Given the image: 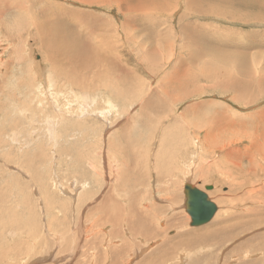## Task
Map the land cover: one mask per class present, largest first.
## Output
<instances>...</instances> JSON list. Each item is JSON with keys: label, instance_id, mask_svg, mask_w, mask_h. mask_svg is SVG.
Segmentation results:
<instances>
[{"label": "rangeland", "instance_id": "rangeland-1", "mask_svg": "<svg viewBox=\"0 0 264 264\" xmlns=\"http://www.w3.org/2000/svg\"><path fill=\"white\" fill-rule=\"evenodd\" d=\"M2 1L4 10H0V38L4 43L0 42V264H92L93 257L105 258V247L102 253L95 246L98 238L93 232L98 228L94 227L96 230L83 236L85 228L90 225H84L86 222H83L82 214L84 215L86 207H90L87 211L91 212L99 206L107 193H119V198L123 199L128 198L129 193H138V200L141 199L142 202L144 199V204L155 211L152 215L154 228L163 229L164 233L157 234V241L153 238H137L136 241L135 238L136 242L132 241L131 244L134 248L141 246L143 249L141 241L152 242L150 244L157 242V250L164 246L167 256H162L160 252L159 264H264L263 142L259 140L253 123L246 126L249 128L243 129L240 125H224L222 121L223 116L239 121L263 111L264 95L257 96L247 105L241 101H232V97L236 95L232 89L213 85L212 81L205 82L202 70L203 67H208L210 59L201 56L193 58L194 48L189 49L186 40L184 41L185 36L179 33L188 24L195 23L201 31L208 32L209 36H206L209 41L212 40L211 42L214 41L213 43L227 50L223 56L229 62V65H221L212 60V66L218 67L219 72L221 67L225 73L234 76L232 79L238 76V71L232 67L234 64L231 65V47L236 46L239 50L246 48L245 57H239L246 60L257 77L258 71H264L259 69L264 67V0H225L231 5H237L231 7L235 11L234 15H227L230 12L218 5L219 0L204 3L209 2L211 10L223 15L209 11L195 12L200 9L198 5L203 3L202 0H101L98 4L89 0H5L10 9ZM255 2L259 7L262 6L260 13L252 14L242 7L243 4L248 8L256 7ZM47 4L50 5L49 9ZM42 8L47 11L46 15L50 19L58 13L57 10L62 15V8L73 13L72 19L62 18L61 15L58 17L59 20L62 18L61 24L65 28L61 24L53 25L59 26L60 37H68L69 40L64 42L65 46L70 45L68 49L64 46L62 58L53 62L49 61L41 49L40 33L36 31V23L42 18ZM128 20L134 23L133 26L126 27ZM80 40L89 43L91 48H83ZM172 49L173 54L170 55ZM200 51H208L209 54L212 49L206 46L197 50ZM257 52H261V56ZM78 59L81 63H78ZM85 66L91 68L85 69ZM171 68L187 70L190 78L194 72L200 91L195 87L193 92L182 97L183 100L174 96L173 100L169 99V110L166 111L144 109L143 100L148 97L154 98L157 95L164 100L165 95L160 92L161 84L158 83L165 73H170ZM118 69L125 72L128 70V75L119 76ZM106 73H109V77L105 79ZM47 74L55 85L54 91L64 95L63 98L61 93L57 94V106L54 103L56 100H52L48 92L42 95L37 90L44 81L43 76ZM74 79H78L77 85L73 82ZM111 81H119L118 84L125 83L132 88L135 86L128 103L122 106L118 102L119 111L125 112L122 116L112 115L107 121L98 119L93 114L69 118L70 114H79L69 94L70 88L77 92L88 90L85 92L97 96L91 109L106 111L108 108L105 107V100L112 96L103 89L108 87L107 90L111 91L114 83ZM186 81L189 83L187 78ZM88 84L89 89L84 87ZM137 90L143 94L137 93ZM178 92L179 90L176 93ZM193 107L195 109L192 114ZM175 108L177 111L174 112ZM186 112H189L188 115ZM175 116L179 118L174 123L170 119ZM161 117L162 123L157 128L155 120H160ZM53 118L54 123L58 124L52 128L55 138H52L49 131L51 120L48 121ZM169 124L174 126L171 125L170 128ZM212 126L217 138H229L222 145L218 140H215L216 145L212 143L213 145L208 146L203 143V135ZM117 139L121 143H117ZM126 156L130 159H125ZM124 169L125 173L122 172ZM186 180L201 190L207 185L213 187L207 194L217 205V211L212 221L200 226L201 228L189 226L186 219L188 215L181 207ZM127 184L128 187L123 186ZM80 185L87 189L82 190L84 196L78 205L80 214L73 215L71 204L75 203L67 193H63L62 187L68 193L76 188L80 198L83 194ZM143 208L145 210V207L141 210ZM64 215L66 221L63 220ZM76 216L74 222L73 217ZM170 220L172 223H183L182 227L166 228ZM78 224H83L85 228ZM7 227L10 229H6ZM65 229L70 230L65 233ZM211 229L219 230L212 245H206L211 239L193 242L194 232L205 234L211 232ZM32 232L40 238L36 239ZM56 234L58 237H55ZM185 235L187 238L183 237ZM30 236H34L36 240ZM23 241H26L25 244ZM3 246L5 249L12 247L9 248L12 249L11 252L2 253ZM84 246L88 248L87 251ZM73 248L76 249L74 252ZM103 254L105 255L102 256ZM72 256L75 258L70 259ZM142 262L149 264L148 258ZM100 264H107V261Z\"/></svg>", "mask_w": 264, "mask_h": 264}, {"label": "bare ground", "instance_id": "bare-ground-1", "mask_svg": "<svg viewBox=\"0 0 264 264\" xmlns=\"http://www.w3.org/2000/svg\"><path fill=\"white\" fill-rule=\"evenodd\" d=\"M5 1V0H4ZM78 1V0H77ZM98 1V2H97ZM103 1V0H102ZM195 1V0H194ZM203 3L205 1H211V0H202ZM252 0H250L251 2ZM89 2L93 3H99L101 2V0H96V1H91L89 0ZM105 2V1H104ZM214 2V0H213ZM216 2V1H215ZM254 2V1H253ZM46 3V2H45ZM199 4L198 7L200 9L196 10L195 12H202V11H209V12H216L220 15H223V13H219L218 11H214V10H211V7L212 5L209 4V2L207 4ZM218 5H221V6H224L226 8V11H229L230 14H227V15H234L235 14V11L231 10V7H234L236 4H233L231 5L232 3H229V2H226L225 0H219L218 2ZM216 3V4H217ZM256 3V2H255ZM85 4V3H84ZM196 4V3H195ZM257 5V3H256ZM5 6L7 8H9V6L6 4V1H5ZM48 6V9H49V4H47ZM191 6V5H190ZM237 6V5H236ZM197 7V8H198ZM242 7L246 8L245 11H248L250 13H260L263 9L261 8L262 6H256V7H246V5H242ZM125 8V7H124ZM195 8V7H194ZM222 8V7H221ZM10 9V8H9ZM126 9V8H125ZM193 9V8H191ZM0 10H4V7H3V1L0 0ZM194 10V9H193ZM222 11V10H221ZM46 10L45 9H41V21L36 23V31L40 33L39 37H40V46H41V49H43V52L44 54H46V56H48V59L49 61H55V59H59L60 57L62 58V50L64 49V42L66 43V41H68V37L67 39H63L62 37L59 36V26H53L54 24L55 25H60L61 24V20L63 17L65 18H73V13L72 12H68L67 10L63 9L62 8V15H61V12L59 10H57L56 14L53 15V18H49L48 15H46ZM225 13V12H224ZM60 15L62 16L61 20L58 19V17H60ZM89 16V15H88ZM190 17V16H189ZM81 18V17H80ZM83 18V17H82ZM76 19V18H75ZM69 21V19H67ZM74 20V19H73ZM36 21V20H35ZM66 21V22H68ZM129 21V20H128ZM64 22V24L66 23ZM76 22V21H75ZM135 22V21H134ZM123 23V22H122ZM131 21L127 22V26L126 27H130L131 25L133 26L134 23H132ZM95 24V23H94ZM99 24V23H98ZM196 24V23H195ZM194 25H189L188 26H185L184 29H182L180 33H183V36L184 38V41L186 40V44L187 46L189 47H193L194 48V53H193V58L197 59L199 58V56L201 57H208L209 62L208 63V67H203V70L202 72L204 73V81L205 82H209V81H212L213 82V85L214 84H217V86H221L223 88H226V89H232L233 92L236 94L234 97H232V101H241L242 103L244 104H247L250 103L253 99H255L257 96H263L264 95V71H258L259 73V76H255L256 74H254L255 72H252L250 70V66L247 65V62L245 59H241L239 56H243L245 57V49L243 50V48H241V50L238 49V47L234 46L233 48L231 47V49L233 50L231 52V60L232 64H234V66H232L233 68L237 69L238 71V76L235 77V79H232L234 78V76H232L231 74H227L224 72V70L219 67L220 69V72L219 70H217L218 67L215 68V66H212L213 63H211V61H215V63H219L221 65L223 64H227L229 65V62H227V57L225 58L223 56L224 52H227V50H224L222 47H219L218 44H215L211 41L208 40L207 35L208 32L206 33L205 31H201V28L199 27H196ZM62 25V24H61ZM60 25V26H61ZM72 25V24H71ZM64 28L65 26L62 25ZM66 26H69L66 24ZM73 27V26H72ZM94 27V26H93ZM208 27V26H207ZM69 30L71 29L70 27H68ZM74 28V27H73ZM72 28V29H73ZM123 28H125V25H123ZM62 30H64L62 28ZM75 30V28H74ZM24 31V29H23ZM68 32V30L66 29L65 32ZM180 31V30H179ZM207 31V30H206ZM211 31V30H210ZM66 32V34H67ZM128 32V31H127ZM127 32L125 35H127ZM61 33V32H60ZM124 33V32H123ZM233 33V32H232ZM214 34V33H213ZM69 35L71 36V34L69 33ZM68 35V36H69ZM207 35V36H206ZM67 36V35H66ZM69 36V37H70ZM211 36V35H210ZM74 38V37H73ZM170 39V38H169ZM126 40V39H125ZM171 40V39H170ZM194 40L196 41V43H194ZM128 41V40H127ZM126 41V42H127ZM159 41V40H158ZM168 41V40H167ZM0 42L4 43L3 40L0 38ZM130 42V41H128ZM68 43V42H67ZM80 45L85 48L86 50L90 49L91 48V45L89 43H86L84 42L83 40H80L79 41ZM185 43V42H184ZM166 44V43H165ZM75 45V44H74ZM73 45V46H74ZM130 45V44H128ZM1 46V45H0ZM4 46H6V44H4ZM70 46V45H69ZM69 46H65L67 47L66 49H68ZM79 46V45H78ZM126 46V45H125ZM158 45H156L157 47ZM208 47L210 49H212V52H209V54L207 53L208 51H200V52H197V50L199 49H202L203 47ZM81 47V48H82ZM130 47V46H129ZM187 47V48H188ZM5 48V47H3ZM76 50L77 48L74 47ZM131 48V47H130ZM72 50V48H70ZM128 49V47H127ZM158 49V48H156ZM169 49V47H168ZM25 50V49H24ZM22 51V50H21ZM169 51V50H168ZM188 51V49H187ZM190 51V50H189ZM73 53L77 54L76 51H72ZM229 52V51H228ZM2 53V52H1ZM0 53V63L2 61V54ZM88 53V52H87ZM90 53V52H89ZM259 54V52H257ZM74 54V55H75ZM81 54V53H79ZM93 54V53H92ZM173 54V49H172V52L170 53V55ZM228 54V53H227ZM256 54V55H258ZM261 54V52H260ZM258 55V56H261V55ZM264 54V53H263ZM20 55V54H19ZM82 55V54H81ZM84 55V54H83ZM88 55H91V54H88ZM73 56V55H72ZM78 56V55H77ZM92 56V55H91ZM94 56V54H93ZM96 56V55H95ZM100 56V55H99ZM156 56V55H155ZM264 56V55H263ZM262 56V57H263ZM153 57V56H152ZM200 57V58H201ZM236 57V58H235ZM75 58V56H74ZM82 60L84 59L83 57L81 58ZM86 59V58H85ZM91 59V58H90ZM94 59V58H93ZM97 59V58H96ZM240 59V60H239ZM76 60V59H75ZM62 61V60H61ZM73 61V60H72ZM78 63H81V60L78 59ZM100 61H98V65L100 64L99 63ZM108 62V61H107ZM97 63V62H96ZM214 63V64H215ZM261 64V63H260ZM58 65V64H57ZM56 65V66H57ZM82 65V64H81ZM161 66V65H160ZM226 66V65H224ZM52 67V66H51ZM50 67V68H51ZM90 66H85L84 68L87 69L89 68ZM56 68V67H55ZM91 68V67H90ZM259 68V66H257V69ZM52 69V68H51ZM187 69V68H186ZM226 69V68H225ZM259 69H263L264 70V67H260ZM119 70V69H118ZM227 70V69H226ZM45 72V68L43 70ZM128 71V70H127ZM126 71V72H127ZM192 71V70H191ZM228 71H231L230 69ZM257 71V70H255ZM121 72V73H119ZM126 72L122 69H120L118 71V75L121 76V75H125ZM169 72V71H168ZM261 72V73H260ZM64 73V72H63ZM67 73V72H66ZM128 73V72H127ZM192 73V72H191ZM59 74H60V71H59ZM121 74V75H120ZM71 75V74H70ZM75 76H77L78 78V75L74 74ZM128 74H126L127 76ZM57 76V75H55ZM68 76V75H66ZM111 76V75H110ZM59 77V76H58ZM63 77V76H62ZM83 77V76H82ZM105 77H109V73H106V75L104 76ZM60 78V77H59ZM58 78V79H59ZM103 78V77H102ZM155 78V77H154ZM186 78L188 79L189 83L186 81ZM57 79V78H56ZM63 79V78H62ZM68 79V78H67ZM82 79V78H81ZM106 79V78H105ZM110 79V78H109ZM197 76L196 74L193 72L191 78L189 77V73L187 70H183V69H176V68H171V71L170 73H165L163 78H162V81L159 82L158 84L160 86V92L162 94L165 95V98L164 100L168 99L167 101H164L162 99H160V96H155V95H152L154 98H146L144 99V109H153L155 108L156 110H162V111H166V110H169V104H168V101L169 99L173 100L175 97L179 98V100H183L184 96H186L187 94L190 93V91H192V89H198L199 88V85H197ZM43 83H41L40 87L37 89L38 91H40L39 93L42 94V95H46V92H48L50 98L55 99L54 103H55V106H57V94L58 93H61V92H56L54 91V83L52 81V78L50 77V75L47 74V76H43ZM71 80V79H70ZM84 80V79H83ZM135 80V79H134ZM161 80V79H160ZM63 81V80H62ZM69 81V80H68ZM72 81V80H71ZM81 81V80H80ZM74 83H79L78 82V79L77 80H73ZM111 82H114L112 84L113 88L111 89V91H108L107 88H104V92L105 93H108L109 95L112 96V98H106L105 100V107H107L108 109L106 111H100V110H94V109H91L92 108V105L95 104V100H96V97L94 94H90L88 92H85V91H88V90H80L82 92H77L75 90H72V88H70V92L69 94L71 95L74 104L77 106V111H78V115H74V114H70L69 118H81L80 116H85V115H89L91 116L92 114L94 116H97L98 119H101L103 121H107L109 117H111L112 115L114 116H122L125 112L124 111H119L118 109V102L123 106L125 105V103H128L132 96H130V93L133 91V89L135 88H132V86H127V84H118L115 83V81H111ZM135 82V81H134ZM84 83V82H83ZM92 83V82H91ZM131 83V82H129ZM70 84V83H69ZM157 84V83H156ZM71 86L73 84H70ZM129 85V84H128ZM131 85V84H130ZM134 85V84H133ZM137 85V84H136ZM142 85V84H141ZM151 85V84H150ZM152 86V85H151ZM73 87V86H72ZM84 87H86L87 89L90 88V84L88 85H84ZM106 87V86H104ZM74 88V87H73ZM141 88V86L139 87V89ZM202 88V87H200ZM218 88V87H217ZM43 89V90H42ZM216 89V88H215ZM222 89V88H221ZM136 90V89H135ZM152 90V89H151ZM179 90L178 93H176L177 91ZM199 90V89H198ZM213 90V88H212ZM36 91V90H35ZM155 91V90H154ZM200 91V90H199ZM220 91V90H219ZM231 91V90H229ZM42 92V93H41ZM112 93H115L116 95H112ZM193 92V91H192ZM201 92H202V89H201ZM37 93V92H36ZM137 93L139 94H143V92L140 93V90H137ZM199 93V92H198ZM230 93V92H229ZM62 94V97L64 98V95L63 93ZM136 94V93H135ZM202 94V93H201ZM151 95V94H150ZM69 96V95H68ZM175 96V97H174ZM48 97V96H47ZM70 97V96H69ZM109 97V96H108ZM172 97V98H171ZM201 97V96H200ZM60 98V97H59ZM104 98V97H103ZM194 98V97H193ZM34 99V98H33ZM98 99V98H97ZM187 99V98H186ZM190 99V97H189ZM245 100V101H244ZM99 101V100H98ZM66 102V101H65ZM71 102V101H70ZM236 102V103H237ZM40 103V102H39ZM252 104V103H251ZM63 107V106H62ZM176 107V106H175ZM55 108H58V107H55ZM66 109V108H65ZM91 109V110H89ZM195 107H193V110H192V114H193V111H194ZM57 110V109H56ZM263 111H259L257 113H255L254 115L252 116H249L247 117L246 119H239V121L236 120H233V119H229L228 117L226 116H223L222 117V121L224 122V125H232V126H242V128H249V127H246L247 125H251L250 123H253L256 128H257V135L259 140L262 143V146H264V109H262ZM177 111V108H175L174 112ZM188 111V110H187ZM124 112V113H123ZM31 113V112H30ZM65 113V112H64ZM189 112H186V114L188 115ZM68 114V115H69ZM13 115V114H12ZM32 115V114H31ZM92 115V116H93ZM157 116V115H156ZM33 117V116H32ZM179 116H175L174 118L170 119V120H174V123L178 120ZM50 118V117H49ZM95 118V117H94ZM181 120L183 118V116L181 115ZM245 118V117H244ZM54 119V118H53ZM49 119L48 121L51 120V125H50V129L49 131H51V136L52 138H55V135L53 137V132H52V128L56 127L58 124H55L54 121L55 119ZM97 119V118H96ZM97 119V120H98ZM125 119V118H124ZM162 117L160 118V120H155V127L159 128L158 125H160L162 122ZM111 120V119H110ZM116 120V119H115ZM127 120V119H126ZM14 121V120H13ZM80 121V120H79ZM102 122V121H101ZM255 122V123H254ZM48 123V122H47ZM50 123V122H49ZM82 123V122H80ZM118 123V122H117ZM189 123V122H188ZM60 124V123H59ZM53 125V126H52ZM56 125V126H54ZM170 125V128H171V125L174 126V124H169ZM178 125V124H177ZM194 125V124H193ZM49 126V125H48ZM187 126V125H186ZM36 127V126H35ZM195 126H193L194 128ZM252 127V126H250ZM112 128V127H111ZM154 128V126H153ZM186 128L189 129V127L187 126ZM169 129V128H168ZM174 129V128H173ZM48 130V129H47ZM48 131V133H49ZM110 131V129H109ZM191 131V130H190ZM56 132V130L54 131ZM173 132V131H172ZM241 132V131H240ZM246 132V131H245ZM251 132V130H250ZM107 134V133H106ZM251 135V134H250ZM204 136V141L203 143L206 145L208 144V146H211L212 143H215L216 145V142L215 140H218L220 145H222L223 143H225L229 138H217L216 135L214 134V128L212 126V129L205 132V134L203 135ZM15 138V136H13ZM175 137V136H174ZM245 137H248L245 136ZM19 138V137H18ZM120 138V136H119ZM57 139V138H56ZM12 140V139H11ZM52 140V139H51ZM112 140V139H111ZM175 140V139H174ZM180 140V139H179ZM234 140L236 141V138H234ZM238 140V139H237ZM250 140V139H248ZM116 141V139H115ZM113 140V142H115ZM195 141V140H194ZM199 141V140H198ZM101 142V141H100ZM105 142V141H104ZM116 143V142H115ZM117 143H121V141L119 139H117ZM237 143V142H236ZM256 143V142H254ZM100 144V143H99ZM110 144H111V141H109V144H108V147H110ZM228 144V142H227ZM213 145V144H212ZM122 146V145H121ZM219 146V145H218ZM248 146V145H247ZM224 147V145L222 146V148ZM257 147V146H256ZM129 148V147H128ZM218 148V147H217ZM156 149V148H155ZM250 149H251V144H250ZM101 151V150H100ZM238 152V151H236ZM235 152V153H236ZM246 152V151H245ZM249 152V151H248ZM96 154V153H95ZM106 154V153H105ZM154 154V153H153ZM238 154V153H236ZM235 154V155H236ZM250 154V153H249ZM128 155V154H127ZM257 155V153L255 154ZM129 156V155H128ZM126 156L125 159H130V157ZM243 156V155H242ZM92 157V156H91ZM94 157V156H93ZM92 157V158H93ZM106 157V156H105ZM245 158H246V153H245ZM95 159V157H94ZM239 159V158H238ZM259 159V157H258ZM114 160V159H113ZM255 161V159H253ZM254 161H253V164H254ZM259 161V160H258ZM106 163V162H105ZM127 163V162H126ZM257 163V162H256ZM255 163V164H256ZM261 163V162H260ZM240 164V163H239ZM132 166V165H131ZM126 167V166H125ZM246 167V166H245ZM255 167V166H254ZM102 169V168H101ZM129 169V168H128ZM205 169V168H204ZM243 169V167H242ZM255 169V168H254ZM125 170L124 169L122 172L125 173ZM247 170V168H246ZM99 172V171H98ZM120 172V171H119ZM192 172V171H191ZM259 172V171H258ZM261 172V170H260ZM121 173V172H120ZM122 173L121 177H123L121 180L123 181L124 179V174ZM155 173V172H154ZM97 174V173H96ZM184 174V173H183ZM195 174V173H194ZM248 174V173H247ZM253 175V174H252ZM264 175V174H263ZM100 176V175H99ZM119 176V175H118ZM251 176V175H250ZM255 176V175H254ZM98 177V176H97ZM253 177V176H251ZM162 178V177H161ZM126 179V178H125ZM172 179V178H171ZM255 179V178H254ZM190 180V179H189ZM189 180H186L184 182V185L186 183H189L191 184L192 186L196 187L195 185H193L192 183L189 182ZM231 180V179H230ZM248 180V179H247ZM251 180V179H250ZM126 181V180H124ZM233 181V180H232ZM264 181V180H262ZM73 182V181H72ZM128 182V181H127ZM261 183V182H260ZM73 185V184H72ZM183 185V187H184ZM252 185H253V182H252ZM256 185V184H255ZM264 185V184H263ZM125 187H128L129 184L127 185H123ZM239 186V185H237ZM262 186V185H261ZM260 186V187H261ZM70 187V186H69ZM72 187V186H71ZM70 187V188H71ZM76 187V186H74ZM79 187V186H78ZM65 187H62V190H63V193H67V196H69L70 199L73 200V202L75 204H71V208H72V211H73V215H76V213H79V208H78V205L81 201V199L83 198L84 196V193L82 192V190H86L87 187L84 186V185H80V191L83 193L82 196H80L79 198V194L80 193H76L77 189L75 188V190H73L72 193H68L66 189H64ZM68 188V186H67ZM119 188V187H118ZM248 188V187H247ZM259 188V187H258ZM196 189H199L198 187H196ZM261 189V188H260ZM259 189V190H260ZM61 190V191H62ZM201 190V189H199ZM201 191H205L204 189L201 190ZM248 191V190H247ZM118 192V191H117ZM208 193V192H207ZM48 194V193H47ZM137 194L138 193H129V197L126 198V199H123V198H119L120 197V194L119 193H107L103 196L102 198V201L99 203V206L95 207L93 209V211H87L88 208L90 207H86V209H84V215L82 214V216H84V219L82 218L83 222L85 221L86 223L85 224H88L90 225V227H86L85 226H82V225H79V227H84L85 230V235L83 236H87L89 235L90 231L93 232V229L96 230L94 227L98 228L96 232H93L95 233L96 237L98 238V241H96V249L98 251V249H102L105 247V250L106 251V256L105 258L101 257L99 258L97 256V258L95 259V257L92 258V260H94L95 264H100L101 262H106L107 261V264L108 262L110 264H146L145 262L143 263L142 261H145V258H148V263L149 264H159V259L161 260V257L160 256V252H162V256H167L165 255V247L162 246V248H159L158 250L156 248H158L157 245V242L155 244H150L152 242H146V241H141V245H143V249H141L140 247H137V248H134L131 244V242L135 241L134 239L136 238V241H137V238H140V239H155L157 241V234L161 233L162 232L164 233L163 229L162 230H157L156 228H154V224H153V221H152V215L155 214L153 210H150V208H148V206H146L144 203L146 202L144 199L142 202L141 199L140 201L138 200V197H137ZM153 194V193H152ZM182 194H183V190H182ZM50 197V196H49ZM140 197V196H139ZM153 197H154V194H153ZM262 197V195H261ZM40 198V197H39ZM48 198V197H47ZM172 198V197H171ZM44 199V198H43ZM153 200V199H152ZM171 200V199H170ZM48 201V200H47ZM145 201V202H144ZM212 201V200H211ZM72 202V203H73ZM182 208L184 210V212L188 215V217H186L187 221L190 222V217H189V213L185 207V204H184V194H183V200H182ZM136 203V204H135ZM151 203V202H150ZM257 204V203H256ZM255 204V205H256ZM141 205V206H140ZM144 205V206H142ZM140 206V207H139ZM154 206V205H153ZM159 206V205H158ZM171 206V205H170ZM217 206V205H216ZM142 207H145V210L143 208V210H141ZM62 208V207H61ZM67 208V206L65 207ZM153 208V207H152ZM66 210V209H65ZM150 210V211H149ZM64 211V210H63ZM16 212V211H15ZM67 212V210H66ZM65 212V214H66ZM150 212H152V214H150ZM251 212V211H249ZM80 214V213H79ZM251 214V213H250ZM10 215V214H9ZM56 215V214H55ZM21 216V215H20ZM165 216V215H164ZM215 216V214H214ZM213 216V217H214ZM167 217V216H166ZM177 217V216H176ZM49 219V218H48ZM77 219V216L76 218L73 217V221L75 222ZM213 219V218H212ZM211 219V221H212ZM63 220H65V215H64V218ZM79 220V218H78ZM165 220V218H164ZM19 221V220H18ZM55 221V220H54ZM66 221V220H65ZM17 222V221H16ZM71 222V221H70ZM78 222V221H77ZM254 222V221H253ZM24 223V222H23ZM65 223V222H64ZM79 223V222H78ZM161 223V222H160ZM210 223V222H209ZM75 224V223H74ZM81 224V223H80ZM182 224L183 223H180V222H177V221H174L173 223L171 222V220L169 221L168 225L166 228H181L182 227ZM250 224V223H248ZM164 225V224H163ZM166 225V224H165ZM10 226H12L10 224ZM9 226V227H10ZM17 226V225H16ZM27 226V225H26ZM51 226V225H50ZM54 226V225H53ZM76 226V225H75ZM251 226V225H250ZM248 226V227H250ZM6 227V225H5ZM28 227V226H27ZM73 227V226H72ZM109 228V230L107 228ZM164 227V226H163ZM247 227V228H248ZM50 228V227H48ZM76 227H73L74 230ZM83 228V229H84ZM185 227H183L184 229ZM192 228H201L200 226L199 227H192ZM215 228V227H214ZM3 229V228H2ZM6 229H10V228H6ZM33 229V228H32ZM35 229V228H34ZM46 229V227H45ZM54 229V228H53ZM52 229V230H53ZM71 229V228H70ZM70 229H65V233H68L69 231L66 232V230H70ZM182 229V230H183ZM218 229V228H217ZM5 230V229H4ZM14 229H12L13 231ZM64 230V229H63ZM79 230V229H78ZM77 230V231H78ZM165 230V228H164ZM167 230V229H166ZM212 230V229H211ZM29 231V230H28ZM26 231V232H28ZM32 231V230H31ZM218 231V232H217ZM229 231V230H228ZM11 232V231H10ZM25 232V234H26ZM34 232V231H33ZM32 234L35 236L36 233H33ZM21 233V232H19ZM52 233V232H51ZM50 233V234H51ZM72 233L75 234V232H73L72 230ZM219 233V230H212L211 232H206L205 234H203L202 232L200 233H197V232H194L192 234V236L195 238V240L193 242H202L204 240H210L209 242L206 243V245H212V240H216L217 238V235ZM247 233V232H246ZM9 234V232H8ZM22 234V233H21ZM29 235V233H27ZM38 234V233H37ZM55 234V233H54ZM70 234V233H69ZM78 234V232H77ZM81 234V232H80ZM227 234V233H226ZM248 234V233H247ZM11 235V234H10ZM14 235V234H13ZM12 235V236H13ZM17 235H18V232H17ZM15 234V236H17ZM23 235V234H22ZM66 236L68 234H65ZM64 235V236H65ZM187 235V234H186ZM183 236V237H186L187 236ZM250 235V234H249ZM10 236V237H12ZM21 236V235H20ZM34 236H30L31 239L32 237ZM39 236V235H38ZM38 236L36 237V239L38 238ZM54 236V235H52ZM63 236V237H64ZM69 236V235H68ZM73 236V234H72ZM72 236L70 237L71 239ZM81 236V235H80ZM7 237V235H6ZM34 237V239H35ZM55 237H58L57 234L55 235ZM180 237V236H179ZM191 237V236H189ZM250 237V236H248ZM5 238V237H4ZM26 238V237H25ZM40 238V237H39ZM38 238V239H39ZM89 238V236H88ZM94 238V237H92ZM146 238V239H145ZM247 238V237H246ZM13 239V238H11ZM28 239V238H27ZM30 239V240H31ZM33 239V240H34ZM35 239V240H36ZM56 239V238H55ZM65 239V238H64ZM62 239V241L64 240ZM78 239V238H77ZM83 239V238H82ZM85 239V238H84ZM159 239V238H158ZM179 239V238H178ZM6 240V239H4ZM29 240V241H30ZM32 240V241H33ZM75 240V239H74ZM94 240V239H93ZM226 240V239H225ZM228 240V239H227ZM245 240V239H244ZM247 240V239H246ZM249 240V239H248ZM10 241V240H9ZM27 241V240H26ZM26 241H23L26 242ZM70 241V240H69ZM87 241V240H86ZM135 241V242H136ZM159 241V240H158ZM171 240H169L170 242ZM178 241V240H177ZM19 242V241H18ZM37 242V241H36ZM66 242V241H65ZM75 242V241H74ZM176 242V241H175ZM229 242V241H228ZM9 243V242H8ZM14 243V242H13ZM17 243V242H16ZM22 243V244H23ZM29 243V242H28ZM33 243V242H32ZM78 243V242H77ZM82 243V241H81ZM94 243L95 241H93V247H94ZM139 243V242H138ZM160 243V241H159ZM218 243V242H217ZM247 243V242H246ZM249 243V242H248ZM247 243V244H248ZM15 244V243H14ZM25 244V243H24ZM27 244V243H26ZM176 244V243H175ZM193 244V243H192ZM205 244V243H203ZM219 244V243H218ZM5 245V244H4ZM68 245V243H67ZM76 245V244H75ZM74 245V246H75ZM82 245V244H81ZM84 245H86L84 243ZM90 245V244H89ZM140 245V244H139ZM178 246H180L178 243L176 244ZM232 245V244H231ZM238 245V244H237ZM12 246V245H11ZM16 246V245H15ZM65 246V245H64ZM135 246V245H134ZM177 246V247H178ZM187 246H188V239H187ZM191 246V245H190ZM228 246V245H227ZM4 249L1 251L2 253H9L11 252L12 249H9V248H12L9 246V248L7 247L5 249V246H3ZM68 247V246H66ZM65 247V248H66ZM70 247V245H69ZM85 247V246H84ZM92 247V249H93ZM156 247V248H155ZM172 247V246H171ZM170 247V249H171ZM50 248V247H49ZM77 248V247H76ZM80 248V247H79ZM179 248V247H178ZM15 249V248H14ZM83 249V248H82ZM88 249V248H87ZM86 247H85V250L87 251ZM156 249V250H155ZM182 249V248H181ZM64 249H62L63 251ZM76 249L73 248V252L75 251ZM84 250V251H85ZM236 250V249H235ZM85 251V253H86ZM94 251V250H92ZM104 251H102V253H104ZM169 251V249H168ZM167 251V252H168ZM67 252V251H66ZM68 252L70 253V250H68ZM78 252V251H77ZM93 253V252H92ZM95 253V252H94ZM98 253V252H97ZM222 253V251H221ZM242 253V252H241ZM30 254V253H29ZM71 254V253H70ZM79 254V253H78ZM89 254V253H88ZM87 254V255H88ZM170 254V253H169ZM74 255V254H73ZM98 255V254H97ZM105 254H103L102 256H104ZM182 255V254H181ZM247 255V254H246ZM70 256V255H69ZM77 256V255H76ZM90 256V255H89ZM148 256V257H147ZM184 256V255H183ZM223 256V255H222ZM239 256V255H238ZM67 257V256H66ZM78 257V256H77ZM3 258V257H2ZM37 258V257H36ZM74 259L75 256H72L70 257V259ZM68 259V257L66 258ZM77 259V258H76ZM182 259V258H181ZM239 259V258H238ZM246 259V258H245ZM169 260V259H168ZM240 260V259H239ZM186 261V260H185ZM238 261V260H237ZM249 261V260H248ZM78 262V261H77ZM94 262L92 261V264H94ZM181 262V261H180ZM254 262V261H253ZM237 263V262H236ZM235 263V264H236ZM240 263V262H239ZM88 264V263H87ZM196 264V262H195ZM198 264V263H197Z\"/></svg>", "mask_w": 264, "mask_h": 264}, {"label": "water", "instance_id": "water-1", "mask_svg": "<svg viewBox=\"0 0 264 264\" xmlns=\"http://www.w3.org/2000/svg\"><path fill=\"white\" fill-rule=\"evenodd\" d=\"M212 189L213 187L210 185L204 187L205 191L196 189L189 183L184 185V204L189 213L190 227H199L207 224L216 213L217 206L207 194Z\"/></svg>", "mask_w": 264, "mask_h": 264}]
</instances>
